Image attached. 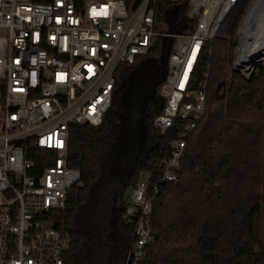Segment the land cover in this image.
Returning a JSON list of instances; mask_svg holds the SVG:
<instances>
[{
	"label": "built area",
	"instance_id": "built-area-1",
	"mask_svg": "<svg viewBox=\"0 0 264 264\" xmlns=\"http://www.w3.org/2000/svg\"><path fill=\"white\" fill-rule=\"evenodd\" d=\"M171 1L185 5L191 32L171 34L153 0H0V264H64L68 239L53 215L82 185L67 165L70 130L101 125L118 68L145 56L157 38H171L158 93L164 106L152 122L164 157L128 200L134 227L125 264H142L158 188L178 181L205 114L208 73L193 90L195 67L239 0Z\"/></svg>",
	"mask_w": 264,
	"mask_h": 264
},
{
	"label": "trees",
	"instance_id": "trees-1",
	"mask_svg": "<svg viewBox=\"0 0 264 264\" xmlns=\"http://www.w3.org/2000/svg\"><path fill=\"white\" fill-rule=\"evenodd\" d=\"M251 2L238 1L197 62L191 88L196 90L208 73L205 114L188 140L178 181L158 188L153 241L142 264H264V67L249 77L228 71ZM152 6L168 30L167 14L183 20L181 33L193 30L184 4L153 0ZM166 41L157 38L145 56L118 68L128 72L120 78L117 71L101 125L70 130L67 165L80 172L82 185L69 192L68 208L53 215L55 228L68 239L64 264L126 263L134 225L125 194L164 157L163 138L152 122L164 106L158 93L166 75ZM145 64L164 65L165 71L143 100L139 145L119 136V120L129 130L136 119L121 120L118 105L124 101L118 95L129 90L131 74ZM126 149L132 153L124 164L119 155Z\"/></svg>",
	"mask_w": 264,
	"mask_h": 264
},
{
	"label": "rangeland",
	"instance_id": "rangeland-1",
	"mask_svg": "<svg viewBox=\"0 0 264 264\" xmlns=\"http://www.w3.org/2000/svg\"><path fill=\"white\" fill-rule=\"evenodd\" d=\"M236 40H237L236 47L232 50L233 62L229 66L228 71H229V73L230 72L232 73V72L236 71L237 69H242L244 71V73L246 75H248V77H249L253 72H256L257 70H259V68L261 66L264 67V62L263 61H261V62H253V63L247 64V65L246 64L245 65L242 64L241 66L237 65L238 57H239L238 56V54H239L238 53V49H239V47L241 45V41H240V39L238 40L237 38H236ZM127 72H128L127 68H121L118 71V76L120 78H123V77H125ZM131 78L132 77H130V82H131ZM121 90L122 89H120L119 92H121ZM147 93H148L147 90L143 91V93H141V99L138 100V101H136V99L134 97L132 98L131 93L124 94V93L121 92V93H119L120 95H118L120 97H122V95H123V97L125 96V100H126V104L123 102L124 106H122L121 99L119 101V105L118 106H119L120 109H122V111L120 113L121 114V116H120L121 120H125L126 119L128 121L129 113L133 112V110H135V108H138V106H141L140 112L137 113L136 115H134L136 120L134 121V124H132V126L130 127L131 129L126 130V124H121L120 120L117 123V128L119 129V132H120L119 136H121L126 142L128 140L130 143H132V141L134 140V142H138L139 145H141L143 143V138L142 139L140 138L141 136L143 137V135H144L143 132H142V120L140 119V113H141V111L143 112L142 104H143L144 97H146L145 95H147ZM134 138H137V140L134 139ZM131 153H132V151L130 149H128V150L126 149L125 152L123 151V153L119 155L120 162L126 164V161L128 159H130ZM130 194H131V189L127 190V192L125 194L126 202H128V200L130 198Z\"/></svg>",
	"mask_w": 264,
	"mask_h": 264
},
{
	"label": "bare ground",
	"instance_id": "bare-ground-1",
	"mask_svg": "<svg viewBox=\"0 0 264 264\" xmlns=\"http://www.w3.org/2000/svg\"><path fill=\"white\" fill-rule=\"evenodd\" d=\"M239 60L243 64L264 62V0H255L240 30Z\"/></svg>",
	"mask_w": 264,
	"mask_h": 264
},
{
	"label": "flooded vegetation",
	"instance_id": "flooded-vegetation-1",
	"mask_svg": "<svg viewBox=\"0 0 264 264\" xmlns=\"http://www.w3.org/2000/svg\"><path fill=\"white\" fill-rule=\"evenodd\" d=\"M175 24L176 23L174 22L172 26H174ZM135 71L137 74L136 76L134 75L132 76L131 74L132 78H131L129 90H127L126 93H131L132 98L134 97L136 101H138L141 99V93H143V91L148 90L150 87L152 88L159 81L163 72L165 71V67L164 65H161L159 67L154 65L152 68L147 67L146 73H144L142 68L136 69ZM140 109L141 106H138V108H135L133 112L129 113V119L131 120V122L134 121L135 118L134 115L139 113Z\"/></svg>",
	"mask_w": 264,
	"mask_h": 264
},
{
	"label": "water",
	"instance_id": "water-1",
	"mask_svg": "<svg viewBox=\"0 0 264 264\" xmlns=\"http://www.w3.org/2000/svg\"><path fill=\"white\" fill-rule=\"evenodd\" d=\"M174 22H175V18L171 14H167L166 15V24L168 26H172ZM183 29H184V22H183V20H179L174 26L171 27L169 32L171 34L177 35V34H180L183 31ZM170 42L172 43V39L171 38H167V41L164 44L163 59L165 60V62L167 60V57H168V54H169V51H170V47H169ZM153 66H154L153 64H145L141 68L144 71V73H146V68L147 67L152 68ZM141 68H139V69H141ZM136 74H137L136 71H134L132 73V76L133 75L136 76ZM138 78H139V76H138ZM151 89L152 88L150 87L147 91L150 92ZM123 101L126 104L125 96L123 97Z\"/></svg>",
	"mask_w": 264,
	"mask_h": 264
}]
</instances>
